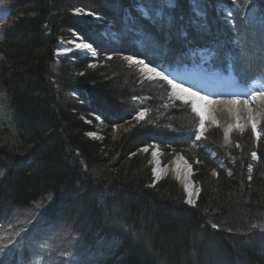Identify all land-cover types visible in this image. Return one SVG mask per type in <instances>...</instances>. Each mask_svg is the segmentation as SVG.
I'll use <instances>...</instances> for the list:
<instances>
[{"label":"trees","instance_id":"1","mask_svg":"<svg viewBox=\"0 0 264 264\" xmlns=\"http://www.w3.org/2000/svg\"><path fill=\"white\" fill-rule=\"evenodd\" d=\"M10 1L0 38L9 114L0 132V221L48 198L44 214L89 247L115 242L103 264H264V125L257 140L249 132L234 138L241 150L229 163L217 133L194 139L198 119L186 104L167 100L164 80L143 79L123 58L165 70L181 68L190 50L208 48L211 69L230 66L242 85L264 81V0L247 7L245 0H208L206 16L197 19L208 31L199 34L188 24L195 18L189 0H174L177 7L164 14L184 20L167 44L157 42L159 29L137 10L155 17L149 0ZM78 8L94 15H78ZM75 35L95 47L96 57L73 51L56 63V45ZM140 109L145 118L112 141L114 126ZM154 145L163 162L180 153L193 167L200 189L193 206L170 177L151 186L149 152L141 149Z\"/></svg>","mask_w":264,"mask_h":264},{"label":"rangeland","instance_id":"2","mask_svg":"<svg viewBox=\"0 0 264 264\" xmlns=\"http://www.w3.org/2000/svg\"><path fill=\"white\" fill-rule=\"evenodd\" d=\"M10 4V0H0V38L2 37L4 26L10 19ZM143 17L148 18V15H144ZM101 36L104 38V35ZM69 42L70 40L59 42L60 47H56L55 50V55L57 58L56 63L58 62L59 57L73 51L80 53V55L82 53V55L85 54L90 58H94L91 53L88 54L85 51L74 49V47L71 46ZM66 49H71L72 51L66 52ZM210 55L211 51L207 48L190 50L188 57L186 56V60L184 61L185 64L183 66H191L190 68H193L198 72L212 73L210 68L211 63L210 60H208ZM123 58L125 59V57ZM125 61L127 65L135 64L130 63L126 59ZM135 65L137 67L136 69L139 71V75L142 76L143 79H160L158 76L144 73L139 64ZM164 71V74L177 73L176 70L173 68H165ZM226 78L228 82L226 90L228 92L238 91L237 95H232L233 98H239L242 95H249L253 91H259L261 89H264V81L260 78H254L246 85L238 84L231 70L226 72ZM168 99L172 101L177 100L186 104L190 110V114L192 115L191 119H198V124L196 128L199 127L200 116L197 114V112H194L192 110V104L186 103V101H181L177 99L174 95H172L171 86L168 87L167 100ZM166 103L167 102H165V105H167ZM140 111L146 110L140 109L138 112ZM137 113L134 115V117L137 115ZM8 115L9 114L8 106L6 104V96L0 89V132H2L1 127L3 126L1 125V123L4 120L7 121L6 119L9 117ZM134 117L133 120L129 121L128 123H120L114 126L113 135L111 137L112 141L117 140L123 133L127 132L129 128L132 127L133 123L139 122L134 119ZM96 122L98 123L99 120L96 119ZM261 125H264V114L261 117L260 123L257 127L258 132L259 127H261ZM208 127L209 129L207 133L203 134L204 137L211 132L217 133V140L221 139V145L226 148L225 151L219 150V152L224 153L225 160H228L229 163H232L233 160H235L233 152H239L241 150V143L235 142V137L241 136L249 132L250 134H252L253 138L257 140L256 134L250 127L244 129L243 131H231L229 137H226V134L219 127H211L209 125ZM89 136H91L92 138H97L100 137V134L94 132ZM144 148L147 147L145 146L142 149ZM142 149L141 152L145 153L144 151H142ZM154 151L158 153L157 155L161 159L162 152L157 146H153L151 149H149L148 163L150 164L151 168L155 166L154 161L152 159ZM207 153H209L210 159H214V162H216L219 168L224 169L225 175L229 176L231 170L230 168L225 166V161H223V159L214 158L215 155L213 152ZM256 157L257 156L253 157L252 155V160H255ZM186 163H188L191 167V164L187 160ZM102 167H106V165H103ZM191 169L193 175L195 171L193 167H191ZM210 174H215V171L211 170ZM168 177L175 180V182L181 188L184 194V200H187L186 192L184 188L181 187L178 180H176V178L173 176ZM194 184L196 185V183ZM196 188H198V185H196ZM47 202L48 198H45L44 200L36 202L27 208L16 209L10 214L9 218L0 221V248L4 249V252L0 253V260L5 261L6 264H103L105 256L110 252L115 242L113 243V241L109 239H101L94 246L89 247V245L85 244L83 241L78 239L77 236L74 235L66 225L59 223L58 221H55L53 219H50L44 214V209ZM100 206L103 208L102 205Z\"/></svg>","mask_w":264,"mask_h":264},{"label":"bare ground","instance_id":"3","mask_svg":"<svg viewBox=\"0 0 264 264\" xmlns=\"http://www.w3.org/2000/svg\"><path fill=\"white\" fill-rule=\"evenodd\" d=\"M74 43L78 44L85 42L77 40ZM141 69L144 73L154 75L147 72L143 68V65H141ZM179 75L183 77L182 79L186 82V84L176 80L175 82L181 83L184 87L191 88L193 91H197L200 93V95L207 96L211 100L221 101L219 104H207L205 101H200L198 99L196 100L197 107L200 108L204 113L203 132L209 129L208 125L211 127L215 126L223 130V132L226 134V137H229L231 131H243L246 128H252L250 117L256 121L258 127L261 117L264 114V99H260L259 97L252 98L251 94H249L239 97L241 101L244 99L249 101L247 106H245L242 102L239 104H228L226 102L233 99L232 94L235 95L238 94V92L226 91L228 82L225 76L219 79L214 75L209 77L208 75H205L204 72L199 73L192 70L181 72ZM178 95H184L186 97L184 100H179L192 104V97L187 96L185 93H179V90H177V94L174 96L177 98ZM249 109L251 111H249ZM92 133L94 132L89 133V135ZM153 153H155V155L152 156L155 166L151 168V172L153 170V175L151 174V185L155 184L161 179H164L165 177L173 176L176 178V180H178L181 187L184 188L187 201L191 199L192 202H195L197 188L191 176L192 169L189 164L186 163V158L182 155L176 154L167 162H163L160 157H158V153L155 151ZM230 175L231 172L229 176ZM9 217L10 215H8L6 219Z\"/></svg>","mask_w":264,"mask_h":264},{"label":"snow or ice","instance_id":"4","mask_svg":"<svg viewBox=\"0 0 264 264\" xmlns=\"http://www.w3.org/2000/svg\"><path fill=\"white\" fill-rule=\"evenodd\" d=\"M189 2L191 4V9H192V12L194 13L195 18L190 19L188 24L189 25H195L197 28L198 34L199 33H207L208 25L206 23H203V24L197 23V19L206 16L205 8L208 6V0H189ZM149 3L152 7L157 9L156 13H155V17H148V19L152 21L153 25L155 27H157L160 31V36L156 37L157 42H160V40L162 38L163 43L167 44L168 42H170L172 39L175 38V31L174 30L177 28L176 21L177 20L183 21L184 17L183 16L177 17L172 12H169L167 14V16H165V14L163 12V9L165 7H167L168 9H174L177 7V4L174 2V0H149ZM231 3L239 6L238 0H231ZM250 3H251V0H245L244 6L247 7L248 4H250ZM140 11L145 16L148 15L147 12H145L143 8H141ZM75 12L78 15L79 14H83V15H87V16L94 15L92 12H83V10L79 9V8L75 9ZM228 15H229V17H231L232 13L229 12ZM230 22H232V21H230ZM179 31L183 37L188 36L187 26L185 24H179ZM69 43H71V41ZM184 43L186 45H191L192 41L185 39ZM76 49L86 51V52H90L93 56L96 55V51L92 48V45L88 44V43H78V44H76ZM65 51L70 52L72 50L66 49ZM125 59L127 61H129L130 63H136V64L143 65V68L147 72L152 73L155 76H158L162 80L166 81L167 84L171 86L173 95H176L177 90H179V93H185V94H187V96L193 98L192 99V110L194 112H197V114L200 116L199 132H198V134H195V140L196 141L200 140L202 135H203V129H204V113H203V111H201L200 108L197 107L196 100L198 99L200 101H205L207 104H219V103H221V101L211 100L209 97L200 95L199 92L193 91L191 88L184 87L183 84L177 83L173 79H170L162 71H157V69L155 67H149V64H146L144 60H135L132 56H126ZM251 96H252V98L259 97L260 99H264V89H261L259 91H253L251 93ZM177 98L181 99V100L186 99V97L184 95H178ZM241 102L245 106H247L249 103V101L247 99H244L243 101H241L240 98H235V97L233 99L227 101L226 103H228V104H239ZM249 111H251V110L249 109ZM145 115H146V111H140L137 113V115L134 117V119H136L137 121H142L145 118ZM96 119L99 120L100 117L96 116ZM250 121H251L252 130L256 134V138L259 139L260 133L257 131L256 121L254 119H251V117H250ZM237 126H239V125H237ZM142 151L147 152L148 148H144V149H142ZM153 155H155V153H153ZM252 155H253V157H255L256 153L253 152ZM249 179H251V178H249ZM188 203L191 204L192 200L189 199ZM213 227H216V225H213ZM255 227L256 226L253 225V228H255ZM2 252H4V249L0 248V253H2ZM0 264H6V262L3 260H0Z\"/></svg>","mask_w":264,"mask_h":264},{"label":"water","instance_id":"5","mask_svg":"<svg viewBox=\"0 0 264 264\" xmlns=\"http://www.w3.org/2000/svg\"><path fill=\"white\" fill-rule=\"evenodd\" d=\"M74 40H75V41H77V40L81 41V38H79V37H74ZM69 44L72 45V44H74V43L71 42V43H69ZM59 47H60V45H59ZM74 49H76V44H75V48H74ZM199 190H200V189H199V187H198V188H197V195L199 194ZM196 198H197V196L195 197V200H197Z\"/></svg>","mask_w":264,"mask_h":264}]
</instances>
